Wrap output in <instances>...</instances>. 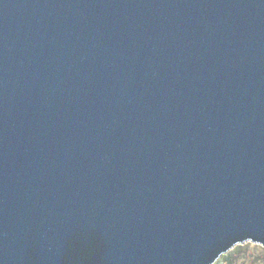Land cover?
<instances>
[{"label":"water","instance_id":"obj_1","mask_svg":"<svg viewBox=\"0 0 264 264\" xmlns=\"http://www.w3.org/2000/svg\"><path fill=\"white\" fill-rule=\"evenodd\" d=\"M264 246V0H0V264H212Z\"/></svg>","mask_w":264,"mask_h":264},{"label":"rangeland","instance_id":"obj_2","mask_svg":"<svg viewBox=\"0 0 264 264\" xmlns=\"http://www.w3.org/2000/svg\"><path fill=\"white\" fill-rule=\"evenodd\" d=\"M212 264H264V246L258 242L237 243Z\"/></svg>","mask_w":264,"mask_h":264}]
</instances>
